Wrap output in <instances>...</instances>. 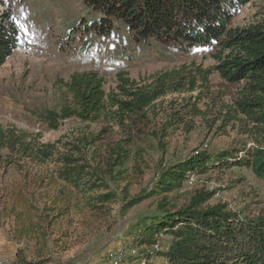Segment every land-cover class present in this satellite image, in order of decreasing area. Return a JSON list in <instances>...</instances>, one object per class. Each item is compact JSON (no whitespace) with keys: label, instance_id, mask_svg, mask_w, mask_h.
Instances as JSON below:
<instances>
[{"label":"trees","instance_id":"1","mask_svg":"<svg viewBox=\"0 0 264 264\" xmlns=\"http://www.w3.org/2000/svg\"><path fill=\"white\" fill-rule=\"evenodd\" d=\"M12 1L22 0H0V68L20 45ZM80 1L98 14L93 24L99 35L121 22L136 41L151 38L164 45L204 46L213 51L215 65H182L139 81L119 71L109 92L98 73L74 72L59 82L67 104L43 114L50 130L58 131L69 122L55 141L43 142L40 134L13 126L0 127V159L19 175L6 189V201L27 213L37 210L43 223L36 231L38 257L28 259L18 250L15 264L51 262V256L43 257L42 252L65 210L107 217L116 205H121L122 214L137 205L141 199H128L127 191L118 186L121 179L125 181L123 167L131 146L152 138L162 145L180 128L196 129L197 119L209 129L218 122V129L237 127L251 146L215 153L203 150L174 161L158 172L153 190L157 195L179 190L190 176L232 167H245L264 181V21L231 26L235 13L249 0ZM212 71L235 88L229 105H219L220 96L207 90ZM196 91L198 95L163 102ZM204 100L210 105L199 109ZM160 114L164 122L156 126ZM115 128L121 139L111 143L106 137ZM21 223L17 239H30L34 231ZM159 236L168 238L166 247H159ZM125 239L136 252L129 257L146 259V264L151 257L167 264H264V212L241 216L226 204L208 205L200 198L181 206L160 203L135 220ZM111 245L99 252L105 254Z\"/></svg>","mask_w":264,"mask_h":264},{"label":"rangeland","instance_id":"2","mask_svg":"<svg viewBox=\"0 0 264 264\" xmlns=\"http://www.w3.org/2000/svg\"><path fill=\"white\" fill-rule=\"evenodd\" d=\"M13 21L20 33V45L0 68V127L13 126L33 134H40L43 142L55 141L68 127L63 122L60 130H50L43 120L47 111H59L67 104L68 96L59 83L67 81L74 72H96L105 79L104 90L115 88V76L127 72L136 81L147 76L195 64L203 68L215 65L213 51L204 46L187 47L181 44L164 45L154 39L134 40L128 28L114 22L106 35H99L93 22L99 16L80 0H22L12 1ZM264 21V0H249L240 7L231 20L232 27H242L252 22ZM207 90L219 95V105H229L235 96V88L226 85L212 71ZM198 95V91L169 96L172 99ZM210 101L198 105L206 110ZM210 105V104H209ZM164 122L158 115L156 126ZM76 124V122H73ZM209 129L197 119L196 129L180 128L159 144L154 138L136 140L126 162L119 189L127 191L128 199L141 201L120 213L116 205L110 216L97 217L78 214L70 209L57 218L54 234L43 257L51 256L48 264H99L102 247L120 248L127 255L124 264H139L129 257L132 246L125 233L142 214L155 211L160 203L181 206L191 199H206V204H226L241 216H256L264 212V181L245 167L214 170L207 174L190 176L179 190L157 195L158 172L174 161L196 152L235 150L250 145L240 130L231 126L226 129ZM114 129L107 136L111 143L121 139ZM19 175L0 159V256L5 264H15L16 253L22 250L25 257L34 259L36 231L42 221L37 210L27 213L21 207L13 208L6 201V189ZM24 221L34 231L30 239L18 240L17 228ZM44 229V228H43ZM45 230V229H44ZM119 240L118 243H116ZM159 247L168 244V238L158 237ZM163 258H150L149 264H167Z\"/></svg>","mask_w":264,"mask_h":264},{"label":"built area","instance_id":"3","mask_svg":"<svg viewBox=\"0 0 264 264\" xmlns=\"http://www.w3.org/2000/svg\"><path fill=\"white\" fill-rule=\"evenodd\" d=\"M251 146L248 145V147ZM155 248H158V244H156ZM135 251L130 250L129 256L135 255ZM127 255L124 253V251L120 248H114V249H109L106 251L105 254H103L101 261L99 264H124L125 259ZM6 260H4L3 257L0 256V264H5ZM146 259H143L139 262V264H146Z\"/></svg>","mask_w":264,"mask_h":264},{"label":"crops","instance_id":"4","mask_svg":"<svg viewBox=\"0 0 264 264\" xmlns=\"http://www.w3.org/2000/svg\"><path fill=\"white\" fill-rule=\"evenodd\" d=\"M166 263V262H165Z\"/></svg>","mask_w":264,"mask_h":264}]
</instances>
